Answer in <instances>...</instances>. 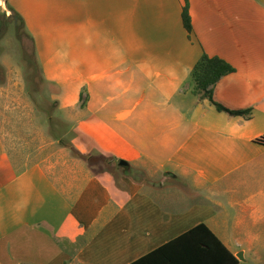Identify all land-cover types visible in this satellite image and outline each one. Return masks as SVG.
Masks as SVG:
<instances>
[{
    "label": "crops",
    "instance_id": "crops-1",
    "mask_svg": "<svg viewBox=\"0 0 264 264\" xmlns=\"http://www.w3.org/2000/svg\"><path fill=\"white\" fill-rule=\"evenodd\" d=\"M4 1L51 112L2 56L0 264H133L201 224L238 264H264V0H188L191 34L183 0ZM203 54L236 70L214 100L249 117L194 95ZM75 150L130 179L115 188Z\"/></svg>",
    "mask_w": 264,
    "mask_h": 264
},
{
    "label": "trees",
    "instance_id": "trees-1",
    "mask_svg": "<svg viewBox=\"0 0 264 264\" xmlns=\"http://www.w3.org/2000/svg\"><path fill=\"white\" fill-rule=\"evenodd\" d=\"M9 11L10 15L6 13L0 15V36L3 30L8 27L13 30L17 40L22 43L21 31H24L34 54V42L27 34L22 18L15 11L11 9ZM182 20L185 30L191 34L192 19L189 14L188 0H183ZM235 73L236 70L224 60L203 54L191 72L194 95L209 100L220 112L232 116L249 117L250 110L230 108L216 102L213 98L212 87ZM257 143L264 145V136L259 138ZM174 260H191L195 264H238L220 240L203 224L196 226L133 264H173Z\"/></svg>",
    "mask_w": 264,
    "mask_h": 264
},
{
    "label": "rangeland",
    "instance_id": "rangeland-1",
    "mask_svg": "<svg viewBox=\"0 0 264 264\" xmlns=\"http://www.w3.org/2000/svg\"><path fill=\"white\" fill-rule=\"evenodd\" d=\"M0 3V15H3L7 13L4 9L5 1L1 0ZM21 34L23 36L22 43L17 40L13 30L8 27L3 30V33L0 36V81H3V77L5 79V71L1 65V57L10 55L14 58L21 69L23 82H25L29 88L31 98H33L39 114L48 117L47 115L50 114L51 108L47 105V98L51 93V89H44L45 85H43L37 63L34 60L33 49L30 41L26 37L24 31H21ZM65 142L70 141L66 139ZM70 143L72 144V140ZM78 152L79 151L75 150V155L76 153L78 154ZM79 153L82 154L80 155L81 157L87 160L89 167L95 174L99 173L101 175H108L112 179L115 188H123V179H130V176L126 172L127 170L119 167L118 164L113 166V164H110V160L108 158L93 152ZM137 178L143 179L141 173L137 175Z\"/></svg>",
    "mask_w": 264,
    "mask_h": 264
},
{
    "label": "water",
    "instance_id": "water-1",
    "mask_svg": "<svg viewBox=\"0 0 264 264\" xmlns=\"http://www.w3.org/2000/svg\"><path fill=\"white\" fill-rule=\"evenodd\" d=\"M0 1H1V0H0ZM119 165H120L121 167H125V166H127V163L121 161V162L119 163Z\"/></svg>",
    "mask_w": 264,
    "mask_h": 264
},
{
    "label": "built area",
    "instance_id": "built-area-1",
    "mask_svg": "<svg viewBox=\"0 0 264 264\" xmlns=\"http://www.w3.org/2000/svg\"><path fill=\"white\" fill-rule=\"evenodd\" d=\"M0 5H1V3H0Z\"/></svg>",
    "mask_w": 264,
    "mask_h": 264
}]
</instances>
